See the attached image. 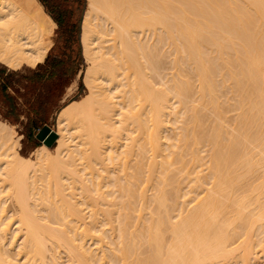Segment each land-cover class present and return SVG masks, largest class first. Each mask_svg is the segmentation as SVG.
I'll return each mask as SVG.
<instances>
[{
	"label": "bare ground",
	"instance_id": "obj_1",
	"mask_svg": "<svg viewBox=\"0 0 264 264\" xmlns=\"http://www.w3.org/2000/svg\"><path fill=\"white\" fill-rule=\"evenodd\" d=\"M55 26L0 0V62H42ZM80 44L54 150L0 120V264L264 260V0H87Z\"/></svg>",
	"mask_w": 264,
	"mask_h": 264
},
{
	"label": "rangeland",
	"instance_id": "obj_2",
	"mask_svg": "<svg viewBox=\"0 0 264 264\" xmlns=\"http://www.w3.org/2000/svg\"><path fill=\"white\" fill-rule=\"evenodd\" d=\"M43 1L44 9L59 22L44 62L35 68L22 66L17 70L0 63V120L14 125L17 134L22 136L20 152L25 156H30L36 146L46 143L37 137L41 128L48 127L45 138L55 132L59 108L68 100L79 99L87 93L80 75L76 77L77 72L85 67L79 43L81 21L79 29L76 24L79 15L83 16L87 0ZM72 82V94L67 96ZM172 130L174 133L173 127ZM167 132L171 136L172 131ZM172 137L173 134L170 139ZM57 138L55 133V139L45 145L54 150ZM59 250L61 252V248ZM60 252L56 255L58 253L57 256L65 260ZM259 260V264H264L262 258Z\"/></svg>",
	"mask_w": 264,
	"mask_h": 264
},
{
	"label": "crops",
	"instance_id": "obj_3",
	"mask_svg": "<svg viewBox=\"0 0 264 264\" xmlns=\"http://www.w3.org/2000/svg\"><path fill=\"white\" fill-rule=\"evenodd\" d=\"M39 2H40V4L43 6V4L41 3V1L40 0H38ZM79 0H76V2H78ZM86 5H87V2H86ZM43 8H44V6H43ZM45 10V9H44ZM46 11V10H45ZM85 11V10H84ZM46 13L52 18V16L46 11ZM83 15H84V13H83ZM81 17L83 18V16L81 15H79V17H78V21H77V26H78V24H79V21H81L82 22V19H81ZM53 19V21L55 22V23H57L58 25H59V22H58V20L56 19V18H52ZM57 24H56V26H55V28H57ZM55 28H54V30H55ZM80 33H81V23H80ZM80 33H79V43H80ZM80 46H81V44H80ZM52 47V46H51ZM50 47V48H51ZM50 50V49H49ZM49 52V51H48ZM48 54V53H47ZM47 56V55H46ZM81 56H82V52H81ZM46 58V57H45ZM83 58V57H82ZM45 60V59H44ZM44 60L42 61V62H44ZM42 62H39V63H42ZM83 62H84V60H83ZM1 63V62H0ZM39 63H37L35 66H33V67H31V68H35ZM1 64H3V63H1ZM4 66H6L5 64H3ZM22 66H27V65H22ZM21 66V67H22ZM6 67H8V66H6ZM21 67H19V68H21ZM28 67H30V66H28ZM8 68H10V67H8ZM19 68H15V69H13V68H10V69H12V70H17V69H19ZM83 71V70H82ZM82 71L81 70H79L78 72H77V74H76V77H78L79 75H80V77H81V80H82ZM82 83H83V81H82ZM73 86H74V82H72L71 83V85L68 87V91L70 92L67 96H69V95H71L72 94V91H73ZM65 99V98H64ZM68 101H70V100H68ZM67 101V102H68ZM67 102H65L60 108H59V110L67 103ZM58 110V111H59ZM58 111H57V113H58ZM57 113H56V115H57Z\"/></svg>",
	"mask_w": 264,
	"mask_h": 264
},
{
	"label": "water",
	"instance_id": "obj_4",
	"mask_svg": "<svg viewBox=\"0 0 264 264\" xmlns=\"http://www.w3.org/2000/svg\"><path fill=\"white\" fill-rule=\"evenodd\" d=\"M48 133V127L45 125L43 128L40 129V131L37 134L38 139L40 140H46L48 144H50L55 139V133H51L48 138H45Z\"/></svg>",
	"mask_w": 264,
	"mask_h": 264
},
{
	"label": "trees",
	"instance_id": "obj_5",
	"mask_svg": "<svg viewBox=\"0 0 264 264\" xmlns=\"http://www.w3.org/2000/svg\"><path fill=\"white\" fill-rule=\"evenodd\" d=\"M42 3H44V1L43 0H40ZM50 14V13H49ZM51 15V14H50ZM52 16V15H51ZM52 18H53V16H52ZM78 29H79V24H78ZM8 101L10 102V100L8 99Z\"/></svg>",
	"mask_w": 264,
	"mask_h": 264
}]
</instances>
